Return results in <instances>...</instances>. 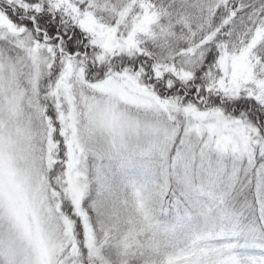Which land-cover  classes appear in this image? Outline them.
Instances as JSON below:
<instances>
[{"label": "snow or ice", "instance_id": "1", "mask_svg": "<svg viewBox=\"0 0 264 264\" xmlns=\"http://www.w3.org/2000/svg\"><path fill=\"white\" fill-rule=\"evenodd\" d=\"M0 48V264L132 255L85 206L83 147L138 131L130 110L183 114L217 148L264 156V10L243 0H0ZM179 256L236 264L196 242Z\"/></svg>", "mask_w": 264, "mask_h": 264}, {"label": "rangeland", "instance_id": "2", "mask_svg": "<svg viewBox=\"0 0 264 264\" xmlns=\"http://www.w3.org/2000/svg\"><path fill=\"white\" fill-rule=\"evenodd\" d=\"M128 115L140 124L138 131L125 133L119 140L97 131L83 140L88 176L85 200L90 182L99 181L108 193L110 221L118 215L125 218V193L132 177L140 174L143 188L152 189L149 198L156 203L153 187L160 183L163 189L160 206L164 211L152 209L138 225L120 234L124 248L131 253L137 251L133 245L147 250V242L165 237L172 241L173 253L196 242L236 264L261 262L264 156L259 151L249 157L217 148L211 137L194 131L183 114L169 117L164 112L130 110ZM145 125L159 131L146 132ZM232 235L244 241H228ZM105 256L111 259L110 250Z\"/></svg>", "mask_w": 264, "mask_h": 264}, {"label": "trees", "instance_id": "3", "mask_svg": "<svg viewBox=\"0 0 264 264\" xmlns=\"http://www.w3.org/2000/svg\"><path fill=\"white\" fill-rule=\"evenodd\" d=\"M243 3L247 10V15L250 17L253 13H259L261 10H264V0H243ZM139 177H141L140 174L131 178L130 183L132 186H130L128 191L125 193V218L122 219V217L118 215L117 218L109 221L114 226L116 230L114 234L116 235H120L124 231H127L131 228L130 226L138 225L140 219H142L149 211H153L152 209H154V211H161L163 208L164 211V206H160L163 199V189L160 187V183L157 185L155 184L153 187L154 197L157 199L156 203V200L151 201L149 198V194L152 192V189L143 188V179H139ZM151 182L152 179H150V185H153ZM102 191V184L99 181L92 180L90 182L85 206L90 211L94 219L98 217V213L104 214L108 211L113 213L110 209L108 201H106L105 198L108 193H106V191ZM227 240L242 243L244 238L238 235H232L228 236ZM147 244L148 245L146 246L149 247L147 250H143L141 256H136L135 252L122 260L116 256H112V249H109L111 260L115 264H170L178 261L180 258L179 253L182 250L177 253H173L172 241L169 238L157 237L151 242H147ZM240 247L243 248V246ZM258 264H264V255L261 262Z\"/></svg>", "mask_w": 264, "mask_h": 264}]
</instances>
